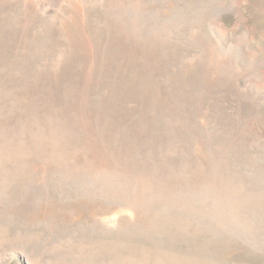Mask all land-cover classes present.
Masks as SVG:
<instances>
[{"label":"rangeland","instance_id":"374dc122","mask_svg":"<svg viewBox=\"0 0 264 264\" xmlns=\"http://www.w3.org/2000/svg\"><path fill=\"white\" fill-rule=\"evenodd\" d=\"M0 264H264V0H0Z\"/></svg>","mask_w":264,"mask_h":264}]
</instances>
